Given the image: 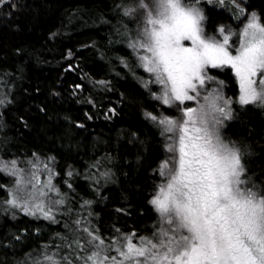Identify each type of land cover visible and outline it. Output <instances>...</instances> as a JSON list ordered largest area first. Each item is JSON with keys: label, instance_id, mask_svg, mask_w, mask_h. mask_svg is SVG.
Listing matches in <instances>:
<instances>
[{"label": "snow or ice", "instance_id": "snow-or-ice-1", "mask_svg": "<svg viewBox=\"0 0 264 264\" xmlns=\"http://www.w3.org/2000/svg\"><path fill=\"white\" fill-rule=\"evenodd\" d=\"M204 3L235 9V18H244L242 26L233 30L220 24L209 34L201 0H122L117 5L123 17L136 24L135 31L124 28L128 47L152 74L150 82L162 86L159 98L164 104H175L179 112L175 117L147 113L168 141L163 145L164 158L153 169L161 179L149 198L156 213L152 230L137 234L136 229L124 232L113 225L106 237L91 219L98 213L89 210L84 216L83 209L71 208L67 198H48L50 192L58 197L61 193L51 183L47 163L43 167L49 170V182L37 187L36 162L26 161L25 168H20L15 158H0V170L14 177L10 198L3 201L5 211L40 215L54 223L58 212L68 215L65 232L53 234L55 243L21 250L20 255L16 247L28 229L5 236L0 244L13 255L0 264H264V159L247 137L222 132L226 120L243 121L249 107L264 110V13L249 11L243 0ZM5 4L6 0H0V5ZM9 7H20L19 0ZM226 65L239 80L240 112L232 107L233 98L222 94L224 82L208 67ZM52 95L60 94L53 88ZM186 100L196 105L183 106ZM109 111L117 110L110 107ZM75 123L84 126L81 121ZM110 174V169L103 173ZM67 175L71 177L73 170ZM92 203L82 199V204ZM117 212L130 215L128 206Z\"/></svg>", "mask_w": 264, "mask_h": 264}, {"label": "trees", "instance_id": "trees-1", "mask_svg": "<svg viewBox=\"0 0 264 264\" xmlns=\"http://www.w3.org/2000/svg\"><path fill=\"white\" fill-rule=\"evenodd\" d=\"M16 2L0 5V101L7 97L0 104V155L20 161L55 157L61 197L74 210L83 209L84 216L89 210L98 213L91 219L102 234L111 235L113 225L147 234L156 219L149 198L161 179L153 169L164 158L167 142L147 113L159 116L170 109L158 100V83L150 82L151 74L128 47L124 28L135 31V22L117 9L122 0H19L20 7H9ZM201 3L209 34L220 24L237 29L235 9ZM243 4L249 11L264 13V0ZM9 11L12 14L5 16ZM211 72L224 82L232 107L240 112L234 72L230 67ZM53 88L58 97L52 95ZM110 107L116 108L115 114ZM223 133L247 137L264 159V110L249 107L243 121L228 120ZM96 161L99 164L92 168ZM11 184L12 178L0 170V241L27 228L16 255L55 243L53 234L65 232L68 215L57 213L54 223L19 210L15 215L5 211L3 201L10 198ZM82 199L93 203L82 204ZM125 206L130 215L117 212ZM12 255L0 244V261Z\"/></svg>", "mask_w": 264, "mask_h": 264}, {"label": "rangeland", "instance_id": "rangeland-1", "mask_svg": "<svg viewBox=\"0 0 264 264\" xmlns=\"http://www.w3.org/2000/svg\"><path fill=\"white\" fill-rule=\"evenodd\" d=\"M243 2H244V0H243ZM226 10H230L231 8H225ZM238 15H239V12H238ZM236 22H237V25H238V27H237V29L238 28H240L241 26H242V23H243V21H244V18L243 17H241V19L238 21V20H235ZM231 27V26H230ZM232 28V27H231ZM206 29V28H205ZM233 29V28H232ZM234 30V29H233ZM233 39H235V38H233ZM185 43H187V44H191V41H188V40H186L185 41ZM230 50H234V48H232V49H230ZM137 59H138V61L140 62V60H139V58L137 57ZM209 67V71L211 72V69L213 68L212 66H208ZM224 67H230L231 68V66L230 65H226V66H224ZM151 74V73H150ZM211 74L213 75V76H215L212 72H211ZM235 74V73H234ZM259 75V74H258ZM151 76H152V74H151ZM236 76V75H235ZM215 77H217V76H215ZM219 78V77H218ZM237 78V77H236ZM219 80L220 81H222L220 78H219ZM237 82H238V85H239V80H238V78H237ZM159 85V91H158V93H157V98H158V100L161 102V103H163V101H162V99H160L159 98V94H160V91H161V88H162V86L160 85V84H158ZM239 90H240V85H239ZM221 92H222V94L223 95H225V96H227V97H230V96H228L226 93H225V91H224V85L222 84L221 85ZM240 93V92H239ZM203 95H204V93H201V102H203ZM176 103H179V102H176ZM164 104V103H163ZM164 105H166L170 110H169V112L168 113H161V115H159V116H178L179 115V112H178V110H177V108L175 107V104H173V105H168V104H164ZM196 105V101H191V100H186V101H184V104H183V106H187V107H193V106H195ZM159 116H157V117H159ZM228 120H226L225 121V124H226V122H227ZM225 124H224V126H225ZM224 126L222 127V132H223V128H224ZM168 135H172L171 133H169ZM168 142V141H167ZM0 158H2L3 160H7V161H10V160H12V159H6V158H4V157H2L1 155H0ZM17 160V159H16ZM26 161H32V162H36L38 165H39V167L36 169V175H37V177L40 179V185H38L37 187H42V186H44V185H46L48 182H49V170H47V169H45L44 167H43V164H45V163H47L49 166H50V170H51V176H50V179H51V183L56 187V188H58L57 187V184H56V179H57V177H58V174H57V171H56V169H55V167H54V163H53V161H48L47 160V157H40V156H36V157H34V158H31L30 160L29 159H27V160H24V161H20V160H17V163H18V166L20 167V168H25V166H26ZM3 171V170H2ZM4 172V171H3ZM7 175H9L11 178H12V181H13V179H14V177L11 175V173L10 172H5ZM48 198L49 199H58V198H62L61 196L60 197H58V196H56V194L55 193H52V192H50L49 194H48ZM60 207H62V206H60ZM59 213V212H58ZM57 215V214H56ZM36 216H40V215H36ZM40 217H43V216H40Z\"/></svg>", "mask_w": 264, "mask_h": 264}]
</instances>
